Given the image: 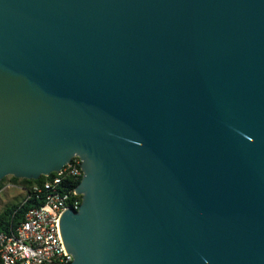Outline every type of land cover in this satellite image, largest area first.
Wrapping results in <instances>:
<instances>
[{"label":"water","instance_id":"obj_1","mask_svg":"<svg viewBox=\"0 0 264 264\" xmlns=\"http://www.w3.org/2000/svg\"><path fill=\"white\" fill-rule=\"evenodd\" d=\"M73 155L66 264H264V0H0V179Z\"/></svg>","mask_w":264,"mask_h":264},{"label":"built area","instance_id":"obj_2","mask_svg":"<svg viewBox=\"0 0 264 264\" xmlns=\"http://www.w3.org/2000/svg\"><path fill=\"white\" fill-rule=\"evenodd\" d=\"M28 187L18 185L27 196L40 201L27 209L24 217L9 231H0V264H66L60 232L63 209H77L81 196L72 185L82 176L81 158L73 155L58 171Z\"/></svg>","mask_w":264,"mask_h":264},{"label":"trees","instance_id":"obj_3","mask_svg":"<svg viewBox=\"0 0 264 264\" xmlns=\"http://www.w3.org/2000/svg\"><path fill=\"white\" fill-rule=\"evenodd\" d=\"M52 173H50L51 175ZM48 176L41 174L38 178H25V177H16L14 175H5L0 179V188L8 181L14 184L28 187L34 182H40ZM81 178V177H80ZM80 179H77L72 185H76ZM81 196V195H80ZM40 201L34 197L27 196L24 193V196L21 200L12 202L4 206L0 210V231H9L11 230L25 215L27 209L34 205H38Z\"/></svg>","mask_w":264,"mask_h":264},{"label":"rangeland","instance_id":"obj_4","mask_svg":"<svg viewBox=\"0 0 264 264\" xmlns=\"http://www.w3.org/2000/svg\"><path fill=\"white\" fill-rule=\"evenodd\" d=\"M25 191L18 186V184L6 182L0 188V210L15 201H19L24 196Z\"/></svg>","mask_w":264,"mask_h":264}]
</instances>
